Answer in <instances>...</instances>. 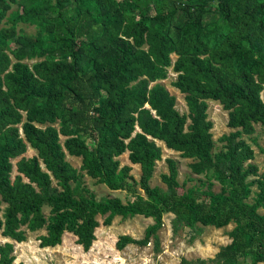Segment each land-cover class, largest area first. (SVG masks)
I'll use <instances>...</instances> for the list:
<instances>
[{"label": "trees", "instance_id": "obj_1", "mask_svg": "<svg viewBox=\"0 0 264 264\" xmlns=\"http://www.w3.org/2000/svg\"><path fill=\"white\" fill-rule=\"evenodd\" d=\"M14 5L19 14L8 13ZM18 23L35 33L17 30ZM169 68L186 115L159 83ZM263 88L264 0H0V236L22 242L23 227L44 229L40 246L52 248L70 233L87 252L98 217L109 226L117 216H144L154 223L143 238L120 236L115 248L152 240L158 251L167 212L173 232L233 224L229 243L195 264H264V174L242 139L254 126L264 128ZM207 101L222 106L232 130L216 154ZM107 108L131 116L121 132L106 120ZM158 143L194 160L195 175L211 171L221 191L209 184L205 203L195 201L193 187L179 194L171 158L161 176L165 189L151 187L163 155ZM28 147L36 155L21 157ZM125 153L140 167L138 181L120 165ZM66 156L81 158V170L109 190L135 195L138 187L145 199H97ZM12 253L11 244L0 245V264H12Z\"/></svg>", "mask_w": 264, "mask_h": 264}, {"label": "rangeland", "instance_id": "obj_2", "mask_svg": "<svg viewBox=\"0 0 264 264\" xmlns=\"http://www.w3.org/2000/svg\"><path fill=\"white\" fill-rule=\"evenodd\" d=\"M215 7V4H212ZM21 8L19 6H12L8 12L10 14H19ZM17 30H23L26 34H34L35 27L17 24ZM12 44L9 43L7 51L12 50ZM172 61L175 56H171ZM32 62H28L31 64ZM176 81V74L171 68L168 69V75L165 80L159 83L163 85L168 92L175 97V109L180 114H188V110L182 95L177 89L172 87V83ZM264 99V88L260 94ZM207 119L212 122L211 134L214 142L213 153L216 154L222 150L223 142L220 138L223 135L229 134L232 130L227 127V112L222 109L218 102L207 101ZM131 119V116L124 113L122 110H112L107 108L106 120L115 123L116 130L122 131L123 125L126 121ZM189 123V121H188ZM242 139L248 144L253 151V158L250 161L258 167V175L264 174V128L256 125L252 134L242 135ZM63 138H61V142ZM98 143L106 144V139L98 138ZM88 148L93 146L91 139L87 141ZM162 148V159L156 163L153 177L150 180L151 187H158L165 189V185L161 180L163 174H168L167 164L165 159L171 158L176 161L177 166V182L179 194L187 188H195V201L197 203H205L208 199L203 195L207 191V187L211 184V191L219 193L221 186L214 181L213 173L208 171L201 175L192 173L189 165L194 162L191 159H183L179 153L167 150L162 143H158ZM36 155V151L29 148L21 156L24 158H31ZM11 160L13 165L11 179L16 173L15 163L18 160ZM120 165H129L131 167L130 175L138 181L140 177V167L138 165H131L127 158V153L119 158ZM66 161L75 168L81 175L83 185L88 188L97 199L103 197H114L119 199L122 203H126L136 199L139 196L145 199L141 190L137 187L135 195L124 190H109L104 184L98 182L96 179H91L81 170V158H74L66 156ZM205 182V185L201 183ZM254 190V187L253 189ZM250 201V200H249ZM3 209L4 205L0 202ZM259 213L264 215V208L259 209ZM44 216L48 217V209L43 208ZM174 216L170 213L163 212L162 227L158 230L157 236L159 240V249L154 251L153 241L145 247L136 245H128L122 250H116L115 243L120 236L128 235L135 240L142 239L146 228L153 224L152 218L144 216H134L131 218L122 219L115 217L109 226L103 225V217H98L99 226L95 229V240L87 252L82 250L76 242V237L70 233H64L60 245L55 247L42 248L40 246L39 237L45 236L44 229L30 232L25 230L24 240L22 242H15L8 238L0 236V245L9 243L13 246L14 261L12 264H184L183 262H194L197 260H208L213 258L221 246L229 243L227 233L233 228V224H229L221 229H215L210 226L203 227L195 223L192 227H180L173 232L171 227V220ZM187 264V263H186ZM209 264V263H208Z\"/></svg>", "mask_w": 264, "mask_h": 264}]
</instances>
